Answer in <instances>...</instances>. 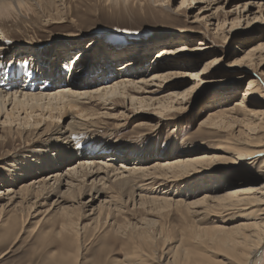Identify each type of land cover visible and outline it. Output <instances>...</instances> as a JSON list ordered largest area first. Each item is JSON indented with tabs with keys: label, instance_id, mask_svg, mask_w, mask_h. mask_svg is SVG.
Wrapping results in <instances>:
<instances>
[{
	"label": "rangeland",
	"instance_id": "374dc122",
	"mask_svg": "<svg viewBox=\"0 0 264 264\" xmlns=\"http://www.w3.org/2000/svg\"><path fill=\"white\" fill-rule=\"evenodd\" d=\"M29 1L32 9L15 12L0 20V43L6 45V49L10 46L0 81H5L10 65L14 67L15 63L30 65L31 71L36 68L37 76L39 74L43 78L35 81V88L44 86L40 82L57 80L59 69L68 80L72 73L69 65L76 60L71 61V58L81 52L82 60H77L78 64L74 65V62L73 66H81L84 71L74 73L68 81L77 78L80 83L87 81L96 88L105 79L114 82L126 76L139 82L153 77L158 67H162V70L173 69L179 74L178 77L163 82L160 87L148 85L146 89H158L156 96H151L153 100L174 91L190 89L188 97L175 100L174 107L164 110L157 104L158 101L148 107L134 104L131 98L116 100L117 94L110 96L107 102L98 98L80 103L88 110L94 109L120 118L97 121L84 130V134L78 135L76 145L85 153V159L108 162L118 167H146L168 160L199 157L203 161L183 170L160 168L150 170L145 175L138 173L124 190L116 185L112 187L111 181L106 179L104 195L95 201L91 200L93 196L89 192L80 195V198L77 192L74 196L67 195L66 199L74 198L76 201H66L64 206L71 208L72 204L77 206L79 201L87 204L72 215V219L77 220L75 226L78 234H81L76 238L75 228L76 233L71 229L62 230L64 219L59 208H51L53 201L62 200L57 194L45 193L40 200L44 205L39 207L37 215L29 217L27 221V211L13 207L21 198H17L14 204L8 202L9 191L19 192L22 186L41 177L48 178L52 173L35 171L34 175H24V167L21 166V163L27 162L26 159H33L37 149H48L45 139L50 134L43 131L44 122L48 123L46 121L39 122L38 125H41L35 129L27 124L25 128L30 129L29 133L8 134L9 126L4 123L6 115L2 112L0 264H134L139 259L142 264H164L178 246L192 248L191 235L196 226L230 229L253 222L249 217L254 215L253 209L208 211L209 206L205 210L204 205L194 208V211L204 209V212L195 215L182 206L173 203L169 206L167 200L197 202L206 195H216L215 190L220 193L227 191L231 187L228 186L230 182L243 180L242 174L245 175L247 187L264 185V153L244 155L238 159V155L231 157L221 148L229 137L248 139L246 133L252 121H245V112L239 110L232 117L229 114L222 121L223 124L218 121L213 127L207 121L211 115L218 116L239 109L251 80L255 81L256 88L264 96V0H191L183 5L182 0ZM242 5H247L246 11H243ZM165 8L168 9L165 11ZM163 48L173 54L162 64L155 59ZM256 48L259 51L252 58L249 57L248 54ZM178 50L183 51L174 53ZM137 59H140V67L135 65L137 62L130 65L132 73L111 77L119 73L117 67ZM195 74L198 76L195 77ZM66 85L65 82L59 84L62 87ZM130 93L138 98L149 95L134 91ZM254 102L256 98L252 92L245 103L253 109ZM259 103L262 106L258 110L264 111V97L259 99ZM6 107L11 110L13 102H7ZM63 119L50 122L52 125L58 122L66 126L71 116L66 121ZM263 122L254 121L251 125L261 126L255 136H259L263 145L261 148L264 149ZM119 123L122 126L117 125ZM17 126L13 124V127ZM42 131L44 134H41ZM174 138H177L176 145L172 142ZM112 157L117 160L113 161ZM76 160L77 157H74L55 170L65 173L68 165ZM76 162L78 165L79 159ZM31 171L28 170L29 173ZM150 172L152 174L148 176ZM81 174L80 171L75 175L78 180ZM91 181H87L88 184ZM237 186L243 187V184ZM25 193L21 196L26 198L25 201H34L31 192ZM141 195L154 198L153 202L140 203ZM109 199L115 202L110 205ZM102 200L107 203L100 210ZM72 219L66 220L71 227ZM146 229L155 238L154 243L140 240V232ZM210 250L213 259L228 261L225 259L226 251H220L225 253L222 255L216 249ZM180 253L179 259H187L183 252ZM161 256L165 258L164 262L160 261ZM190 258L196 259L195 254ZM256 258V264H264V247Z\"/></svg>",
	"mask_w": 264,
	"mask_h": 264
},
{
	"label": "bare ground",
	"instance_id": "6f19581e",
	"mask_svg": "<svg viewBox=\"0 0 264 264\" xmlns=\"http://www.w3.org/2000/svg\"><path fill=\"white\" fill-rule=\"evenodd\" d=\"M36 1L38 2V0ZM152 1L158 2L163 0H152ZM190 1L191 0H182V5L189 3ZM193 1L195 0H192V2ZM250 5H252V3H250ZM31 6L33 5L30 4L29 0H0V20H3L4 18H8L15 12L18 13V12H23L24 10H30ZM241 7H244L243 11L247 10L246 9L247 5L244 6L242 5ZM167 9L165 8V11ZM205 47H207L206 44ZM7 48L8 49H6V45L0 43V74H2L1 72L4 71L7 58H9L8 56H6V53L7 50H10V46H8ZM179 51H183V50H178L177 52L174 53H178ZM257 51H259V48L253 49L252 52L248 54V56L252 58L253 56H255ZM79 54L80 53H76L71 58V61H73V59L76 60L73 61V63H71L72 65H69L72 68V73H70L68 80L73 76L74 73L78 74L84 71L82 70L81 66L77 68L73 66L74 62H75L74 65H76L78 64L77 60H82V57H80V55H82V52L80 55ZM171 54H173L172 51L163 48L157 53L155 61L163 64L164 61L171 56ZM40 60L42 61L41 57ZM139 61L140 59L131 60L130 63L125 62L120 68L117 67L119 73H116L111 77L116 78L132 73L130 65H133L137 62L135 65L139 66L141 64V62ZM29 67L30 65L16 64L10 70L9 75L4 79L5 81L2 80L0 81V114L3 112L6 115V119L4 120V123H7L9 126L7 128L8 134H11L13 132L16 134L29 133L30 129L28 128L27 130V128H25L27 124L31 125L32 129H35L38 128L39 125H41V124L38 125L39 122L41 121L48 122V123L44 122L43 124L45 125L43 127V131L49 132L50 134V136L45 139L46 142L45 144L48 146V149L47 150L37 149L34 152L35 156L33 157V159H26L27 162L25 164L21 163V166L24 167L22 171L24 175L25 174L34 175V173H36L35 171H41L43 172V174L45 172L46 173L52 172V173L49 174L48 178L41 177L39 179H36L34 182H31L29 185L22 186L19 192L9 191L7 193V195H9L8 202H11V204H14L17 198H21V200L18 201L13 207L17 210H22V211L25 210V212L27 211L26 221L30 219L29 217H34V215L38 214V209H40L39 207H42L44 205V202L42 203L40 202V200L45 197L44 195L45 193L57 194L60 198H62V200L59 201L58 199H56L55 201H53V203L51 204V208L53 207L59 208L60 210L59 213L61 216H63L64 219L62 230L67 231L68 229H71L73 232H75L76 230L77 234H75V237L77 238L81 234H78L79 230L75 226L76 224L75 221L77 220H73L72 215L74 212H77V210L80 211L87 204L81 203V201H79L78 202L79 204L77 206H74V204L71 205V208L70 206L69 207L64 206L63 204L66 201H71V200L76 201L74 198L71 199L68 197L69 199H66L67 195L69 194L73 195L74 193L77 192L79 197L75 196V198L76 197L80 198V195L84 194L85 192H89L91 197L93 196L91 200L95 201L96 199H99L102 197V195H104V192L106 190L105 187L107 184V182H105L106 179L111 181L112 184L110 185L112 187L116 185V187L119 188L120 190H124L127 187V185L130 184L132 177L136 178V174L138 173L140 174L142 173V175H145L147 174L146 172H149L150 170L151 171L158 170L160 168H173V169L176 168L183 170L193 165L195 166L196 164H199L198 162L203 161L199 159L200 158L199 157L198 158L199 160L193 158L191 160L190 159H180L176 161L168 160L165 162H158L156 164H153L152 166H146V167L143 165H134V166L120 165L118 167V166H113L108 162H96L90 158L85 159L83 157L85 153L81 149H79L78 146L76 145L78 135L84 134L86 129H88V127L91 125H95L97 121L102 120V118H110V119L120 118V116L118 115H113V114L107 115L105 114V112L99 113L94 109L88 110L86 108H83V106H80V103H88L98 98L101 99L102 101L104 100L105 102H107L111 98L110 96H116L117 94L118 97L114 98L116 100L117 99L124 100L126 98H131L133 102L135 101L134 104L139 103L148 107L151 105H155L157 103L156 101H158L157 104H160L161 105L160 108H162L163 110L172 108L175 106L173 105L175 100L180 101L181 98H186L190 95V91H189L190 89L181 92L174 91L172 93L162 95L161 97H159L160 99L153 100V97L151 96H156L155 93L158 92V89L147 90L146 88H148V85L160 87L163 82H168L178 77L179 74L175 70L173 69L162 70L163 69L162 67H158L157 69L159 70H157V72L153 74V77L147 80L146 79L139 80V82H137L136 79H132V77L129 79L125 78L126 76L121 77L120 79L114 82H107V80L105 79L104 81L106 82L104 83L103 81V83H101L99 88L98 87L96 88V87H92L90 83H87V81L85 83L84 82L80 83V81H78L77 78L68 81L66 78H64L61 75L59 69V74H58L59 76L56 75L57 80L54 79V80H50L49 82L47 81L40 82L43 83L44 86L35 88L34 86L35 81L38 80L40 81L43 77L40 78L41 76H39V74L37 76L38 71L36 70V68L31 71ZM194 76L196 77L198 76V74H195ZM189 77H191V79L193 80H196V78L190 75ZM0 79H2V77H0ZM62 82L67 83V85L65 87L59 86V84L60 83L62 84ZM195 86L196 85H194L191 88H194ZM256 87L257 86L255 84V81L251 80L249 82L248 90L245 93L244 101L242 104L241 103L239 104L240 106H238L239 109L237 110L233 109L229 112L228 111L224 112L218 116L211 115L207 119V121H209L213 127L215 124L217 125L218 121L221 122L225 121L226 118L229 116V114H231L232 117V115L237 114L239 110H242L243 112H245L247 116L246 118L247 120L245 121H250V122L252 121L250 123V129H247L248 133H246L247 135H249L248 139L241 140L234 137L233 138L229 137L228 140L224 143L225 145L221 146V148L226 150L225 153L230 154L231 157H235L238 155V159H240L244 155L253 156L255 154L264 153V151H262L264 149L261 148L263 147L261 143V139L259 138V136H255V134H257L255 132L261 126H258L256 124L254 126L251 125L252 123L254 124V121H260V120L264 121V111L258 110V107L262 106L259 103V99H261V97L264 96L260 93V90ZM132 91L138 94L148 93L149 95L147 97L138 98L132 95V93H130ZM252 92L256 98V102L252 103L253 106L255 107L253 109L251 108V106H248L245 103V99H247V97H249L252 94ZM8 96H10V98ZM84 99H90V100L85 101ZM10 101L13 102V107L11 110H9L6 107L7 102ZM98 103H100V101ZM22 114H25V116L22 117L21 116ZM69 116H71V121L66 126H63L58 122L52 125V123L50 122V121H62V118H64L63 121H66ZM13 124L14 126L18 124V126L15 128L13 127ZM117 125L122 126L121 123ZM43 131L41 134H44ZM3 137L5 136L3 135ZM172 142L173 145H176L177 138H174ZM244 145H249L252 148H249L247 146L244 147ZM74 157H77V160L79 159L78 165L76 160L75 162H72L68 165V169L65 173L64 172L58 173L57 172L58 170H55V168L59 169V167H61L62 164L69 162ZM115 158L116 157H112V160L116 161L117 159ZM30 169L33 171L29 173L28 170ZM80 171L82 172L81 179L78 180V177H76L75 175H77ZM54 172L57 173L55 174ZM151 174H152L151 172L148 173V176ZM242 178L243 180L240 182L237 181L230 182L231 184H229L228 186L231 187L227 191L220 193L218 192V190H215V192H217L216 195L213 196L206 195L197 202L186 203L183 200H173V199L167 200L169 201L168 202L169 206L172 203L176 204L179 207L182 206L186 208L189 213H193L195 215L201 214L202 212H204V209H199V211L198 210L194 211V208L204 205H206L205 210L209 206L208 211L219 210V209L248 211L253 209L254 215L252 214L249 216L251 217V219H253L252 223L247 225L233 226V228L230 229L223 226L204 227V228H197L196 226L195 227L196 230H194L195 235L192 234L194 235L193 237L191 235V240L193 242L192 248L183 249L182 246H178L177 250L164 264H256V261L254 262V259L256 258V256H258L259 251H261V249L264 247V185L260 187H255V186L247 187L248 184H246L247 182L245 181L244 174H242ZM90 179L92 181L91 183L88 184L87 181H89ZM234 184L237 185L243 184V187ZM64 187L66 188L63 189ZM62 189L64 191H62ZM26 191H28L29 193L31 192V196L32 199H34V201L31 200L25 201L26 198L21 197L22 194L25 193ZM134 196L135 194L133 193V197ZM153 199L154 198H150V197L147 198L146 196L141 195L140 203L149 202V201L153 202ZM163 200L165 201V199ZM108 201L110 205L111 203L113 204L115 202L114 199L112 200L109 199ZM105 203H107L106 200L101 201L100 203L101 205L99 208L100 210L104 208L103 204ZM51 208L46 210L47 213L50 211ZM111 208L109 209L112 210L113 208L112 209ZM68 218L72 219L71 220V223L73 224L72 227L70 223H66V220H68ZM79 219L80 218H78V221ZM162 229H164V227H162ZM139 238L141 241L150 242V243H154L155 240V238H153V236L150 234V231L148 229L142 230L140 232ZM210 248L218 250L219 252L217 253L222 255H224L225 253L223 254L220 251H226L227 256H225V259H227L228 261L225 262L223 260L213 259V257L209 253V251H212L210 250ZM180 252H183V254L186 256L187 259H184L183 261L182 259H179V255L181 254ZM193 254H195L196 259L190 260L191 259L190 257L193 256ZM164 259L161 256L160 261L164 262L163 261ZM134 264H142V263L139 259V261H135Z\"/></svg>",
	"mask_w": 264,
	"mask_h": 264
}]
</instances>
